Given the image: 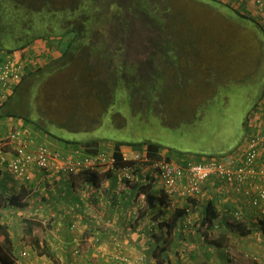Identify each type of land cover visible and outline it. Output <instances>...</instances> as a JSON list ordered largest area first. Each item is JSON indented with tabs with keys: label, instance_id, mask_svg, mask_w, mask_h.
I'll return each instance as SVG.
<instances>
[{
	"label": "crops",
	"instance_id": "1",
	"mask_svg": "<svg viewBox=\"0 0 264 264\" xmlns=\"http://www.w3.org/2000/svg\"><path fill=\"white\" fill-rule=\"evenodd\" d=\"M52 40V36L44 40L37 50L39 53L34 50L33 45L13 52L0 50V60L13 56L36 67L33 62L46 54H51L52 58L60 54L54 44L48 47ZM160 45L167 48L161 50L163 53L158 55V63L153 67L158 73L148 67V77L144 79L149 84L146 88L155 94L150 100L145 96L142 106H135L132 100V108L136 109L135 112L142 120L150 125H157L166 134L183 130L190 136L202 135L205 133L202 128H207L209 134L220 137L216 130L223 121L220 113L228 106L230 94L233 95L231 87L241 93L242 82L224 83L222 76L227 65L224 61L208 60L207 53L199 55L192 48L180 49L183 43L174 44V48H169L171 45L168 43ZM197 57H201L199 64L194 61ZM238 68L241 69V64H238ZM200 72L203 78L208 73L211 76L206 78L207 81L200 82ZM215 77L221 79L217 84ZM222 90L229 92V95H221ZM244 94L247 95L245 91ZM263 102L264 91L247 112L245 120L249 121L244 123L245 131L242 136L228 147L219 148L218 152H179L167 149L160 143V154L181 165L202 161L212 155L229 162L249 135L263 129V125L259 124H264V107H260ZM175 111H180V116ZM252 121L257 124H250ZM17 126L30 128L37 141L45 142L54 150L67 152L85 149L79 142L62 143L40 130L34 123L16 117H0V139H4ZM71 138L82 140L77 136ZM115 143L116 140L103 138L99 140V148L114 151ZM10 148L5 145L2 150L7 153ZM121 149L126 153L135 148L122 144ZM258 164L264 168V155ZM150 166L151 163L139 162L130 171L121 168H95L89 172L88 178H85L87 173L82 172L66 178H54L53 175L35 169L34 181L28 183L4 171L0 162V201L2 197L5 198V206H0L1 221L8 225L15 248L17 244L13 226L18 218L23 222L37 220L52 224L45 239L59 264H78V260H82L84 256L96 257L98 264H158L156 258L152 257V251L155 237L161 233L156 226L158 220L152 219L153 212L162 209L164 214L159 219L164 220L169 219L178 207H187L188 213L178 221L177 244L171 246L167 256L169 259L164 264H264V230L260 222L264 219L261 214L264 200L259 205L252 203L258 186H264L263 177H258L255 181L248 180L247 183H230L214 177L204 184L197 198L173 202L167 199L169 204L165 206L158 201L154 209H148L146 194L138 186L153 178L151 192L159 196L162 191ZM23 194L25 197L20 196ZM12 195H19L16 203L20 204H10ZM191 200H195V203L192 204ZM208 205L216 212L210 227V237L221 241L220 244L205 240L200 228ZM190 217L194 224L186 225ZM26 231L28 232V226ZM34 232L33 228L31 233ZM83 239L90 241L85 242L88 247L79 242ZM19 243L21 246L18 249L24 247L22 240ZM176 251H179L180 256H175ZM78 252L82 254L76 258L73 254ZM40 258L42 264L54 262L47 255H40Z\"/></svg>",
	"mask_w": 264,
	"mask_h": 264
},
{
	"label": "trees",
	"instance_id": "2",
	"mask_svg": "<svg viewBox=\"0 0 264 264\" xmlns=\"http://www.w3.org/2000/svg\"><path fill=\"white\" fill-rule=\"evenodd\" d=\"M191 1L199 4L202 8L208 7L228 13L229 15H227L235 21H237L236 17L255 21L250 15L242 13L222 0ZM109 2L105 6L98 4V0H0L1 51L20 50L31 46L36 40L48 36H70L67 47L62 53L54 55L52 59L42 65L29 69L7 98L0 102V117L23 118L62 143L79 142L86 151L96 152L100 149L99 141L77 140L71 136L69 138L65 131L61 130L73 133L94 130L111 111L122 108V98L126 94L132 95L133 98L132 88L135 84L142 85L140 81L142 77L137 69L134 71L132 68L131 70L126 61L120 58L114 59L115 53L113 52L117 53L120 48L107 43L103 37L107 36L106 33L102 37H98L100 36L98 31L103 29V24L105 27L107 26L106 22H112L118 28L114 32L115 40L123 38L131 25H137L143 35L144 31L148 33L150 30L154 35H157L156 32L163 27L164 17L166 15L171 17L173 11L176 22L186 18V22L182 23L187 24L192 20L181 8L173 9L169 0H124L126 5L123 0H110ZM98 10L102 12L98 13ZM198 16L199 14L194 20L201 23H197L199 26L195 28L198 30L194 34L202 35L205 39L202 41H196V37L180 39L196 44L197 50L194 49V53L200 55L206 53L203 44H207L211 36L218 41L225 37H218L216 24L202 22ZM172 17L174 18V16ZM260 28L262 27L260 26ZM122 31H124L123 34ZM262 31L264 32V30ZM150 39L152 40L153 37ZM160 44L157 41L153 43L154 48L156 47L155 51L160 50ZM214 49H218V47ZM151 75L156 74L151 73ZM132 78L135 81L138 80L134 81V85L131 84ZM142 101H144V97H142ZM122 144L132 145L135 149L146 145L147 156L150 159L163 156L160 154L161 144L157 141L118 140L114 149L117 167L132 164L129 161H123ZM213 156L215 155L210 157ZM166 158L170 159L168 156ZM90 171L92 170L82 171V173H87L85 178H88ZM153 182L154 179L151 178L147 183L138 186L139 190L146 194L148 209H154L158 201L162 206L169 204L165 193L161 191V194L157 196L151 192ZM1 199L0 206L1 204L5 206V198ZM17 199H19V195H12L10 204L16 203ZM191 202L194 204L195 200H191ZM153 213L152 219L158 220L156 226L161 234L155 237L152 257L156 258L158 264H164L169 256L168 251L171 246L177 244L175 242L177 241L178 221L188 213V209L187 207H178L169 219L164 220L159 219L164 214L162 209ZM215 216L216 212L208 205L200 228L205 240L220 244L221 241L213 240L210 237V227ZM25 222L28 226V233L32 234L33 223L29 220ZM260 222L264 230V219ZM25 246L31 245L26 243ZM32 246L35 247L39 255H47L55 260L54 251L47 241L34 235ZM175 256H180L179 251L175 252ZM15 257L13 237L8 225L1 221L0 212V262L13 264Z\"/></svg>",
	"mask_w": 264,
	"mask_h": 264
},
{
	"label": "rangeland",
	"instance_id": "3",
	"mask_svg": "<svg viewBox=\"0 0 264 264\" xmlns=\"http://www.w3.org/2000/svg\"><path fill=\"white\" fill-rule=\"evenodd\" d=\"M98 4L107 5L110 0H98ZM112 1V0H111ZM114 1V0H113ZM116 1V0H115ZM172 3V8H181L184 10L191 20V23L183 24L182 22H186V18L180 19V22H176V17L174 11L172 16L164 17V24L161 30H158L154 35L153 32L148 31L146 33L144 31V35L140 31L141 29L137 27V25H131L130 29H128L127 33L123 38L114 39V32L117 28L115 23H107V26L103 24V29L99 30L98 33L102 37L104 33L107 36H103L107 43L112 46L120 48V50L115 53L114 59L120 58L121 60L126 61L128 63L130 69L134 68V71L137 69V72L140 73L142 79L140 80L142 85L138 84L134 85V79L132 78L131 84L134 85L132 91L134 96L126 94L122 100L121 109H116L115 111H111L108 115L102 119L100 125L97 126L94 130L83 131V132H69L65 131L66 136H77L81 137L82 140H102L103 138H107L109 140H126V141H140V140H154L158 141L162 145H164L167 149H174L179 152L182 151H192V152H218L219 148H226L234 140L242 136L245 131V125L248 123L245 117L247 112L252 108L253 103L260 97V95L264 91V32L263 29L260 28L258 22H252L250 20H242L237 19L235 21L232 17L230 18L228 13H223L222 11L212 9V8H202L199 4L195 3L191 0H169ZM124 5L126 3L123 0ZM110 4V2H109ZM119 5V2H117ZM224 4V3H223ZM98 13L102 12L101 10L97 11ZM226 12H228L226 10ZM201 13V14H200ZM197 14H199L198 18L201 19L202 22H210L212 24L217 25V35L220 38L225 37L224 39H215L213 36L209 39L207 44L204 45L205 52L208 55V60L224 61V64L227 65L224 70V75L222 76L224 83L231 82H242L241 83V93L239 90L235 91L232 87L233 95L230 94V100L228 101V106L222 109L223 121H221V125L219 129L216 128L220 137H214L209 134L206 130L207 128H202L205 130V133L200 134H192L191 136L185 133L183 130H179L175 133L166 134L164 131L157 127V125H150L147 121L142 120L140 115H137L135 112L136 109L132 108V100L135 106H142V97H145L149 100L154 96V92L152 90L147 89V83L144 82L145 76L148 77L147 69L148 67L151 69L155 64L158 63L159 57L163 51H161L162 47H159L160 50L155 51L153 43H168L171 46L169 48H174V44L184 43L183 47H179L180 49L192 48L197 50V45L188 40H181L180 38H195L196 41L204 40L205 38L202 35L194 34L197 32V23H201L200 21L194 20L197 18ZM228 14V15H227ZM186 15V14H185ZM201 15V18H200ZM190 24V25H188ZM119 27V25H118ZM121 29V28H120ZM118 28L116 29V31ZM101 31V32H100ZM161 33V34H159ZM221 34V35H220ZM224 35V36H223ZM72 37V36H71ZM150 37H153L151 40ZM51 37H46L42 39L36 40L32 43L34 50L36 51L40 49L44 40L49 39ZM53 40L49 41L48 47L54 44L56 51L62 53L66 49V45L70 40V36H52ZM208 40V39H207ZM222 41V42H221ZM35 44V45H34ZM192 46V47H190ZM29 47V46H28ZM218 49H214L217 48ZM209 48V49H207ZM209 50V51H208ZM33 52V51H32ZM194 52V51H193ZM37 53H39L37 51ZM204 53V54H206ZM47 55V54H46ZM42 57L37 61V66L44 64L48 59L52 58L51 54ZM50 56V57H49ZM224 56V57H223ZM223 57V58H222ZM241 57V58H238ZM237 59L241 61L238 62ZM214 60V61H216ZM196 63L201 62L200 58H194ZM35 62V61H34ZM40 63V64H39ZM238 64H241V69L239 70ZM33 65V63H32ZM31 67V68H29ZM35 68L33 66H28V69ZM146 68V69H145ZM155 73L158 71L153 68ZM145 71V72H144ZM132 72V71H129ZM144 72V73H143ZM202 72V71H201ZM201 72L198 74V80L200 82L207 81V77L211 76V73H208L206 77H201ZM145 76H144V75ZM135 75V74H134ZM136 80L135 82H137ZM215 83L220 82L221 79L215 77ZM210 82V81H209ZM156 85V83H155ZM149 84L147 85V87ZM137 89V91H136ZM136 91V92H135ZM244 91L247 95L244 94ZM229 93V92H228ZM225 90H222L221 95L227 94ZM120 110V111H119ZM177 116H180V111H175ZM212 115V113H211ZM153 119V117H151ZM249 119V118H248ZM154 120V119H153ZM244 125V126H243ZM210 126V125H208ZM214 128V127H213ZM220 130V132H219ZM239 142V141H238ZM172 145V146H168ZM146 153L147 147L143 145L138 149L127 151V154L131 153ZM198 155V154H197ZM145 163H149V160H146ZM152 168V166H150ZM107 170V167H104ZM66 178V177H63ZM67 181V180H66ZM25 197V194L20 195ZM21 199V198H20ZM169 203V202H168ZM20 204V202L16 203ZM22 216V215H20ZM33 223V228L35 229L34 234H30L26 231L27 224L21 221V218L17 219L14 224V239L16 241L15 248V256L19 254V243L21 240L23 241L22 245H26L29 243L32 246L33 236H37L42 240H45L46 232L51 229L52 225L48 222L42 223L37 220H29ZM42 224H41V223ZM23 229V231H22ZM92 238V237H90ZM94 240V239H93ZM84 244V247L87 245L85 242L89 243V240L83 239L79 241ZM94 243V242H93ZM81 247V245H80ZM88 247V246H87ZM22 249V248H21ZM72 252V251H71ZM70 252V253H71ZM68 253V254H70ZM78 254V255H76ZM82 252H78L73 254L76 258H79ZM38 256H40L38 254ZM75 258V260H76ZM53 260V259H52ZM42 263V260L40 258ZM80 264H98V260L96 257H86L82 260H78ZM60 263V262H59ZM55 258L52 264H59ZM70 263V262H69ZM75 263V262H73ZM78 263V264H79Z\"/></svg>",
	"mask_w": 264,
	"mask_h": 264
},
{
	"label": "built area",
	"instance_id": "4",
	"mask_svg": "<svg viewBox=\"0 0 264 264\" xmlns=\"http://www.w3.org/2000/svg\"><path fill=\"white\" fill-rule=\"evenodd\" d=\"M226 2L242 13L250 15L264 30V0H227ZM37 61L33 62L36 66ZM28 66L27 62L13 56L0 60V102L7 98L15 85L29 71ZM260 107H264V102ZM255 123L256 121H252L250 124ZM259 124L263 125V129L249 135L234 152V157L229 162L213 156L181 165L165 156L150 159L147 153L133 152L123 153V161H129L132 164L117 167L114 151L54 150L45 142L37 141L30 128L21 126L13 128L4 139H0V162L4 171L30 183L34 181L35 169L47 175H53L54 178L56 176L63 178L101 167L130 171L137 166V163L149 160L161 184V190L167 195L168 200L189 201L197 198L204 184L214 177L230 183H247L248 180L255 181L258 177L264 178V168L258 164L259 159L264 155V124L263 122ZM5 145L11 147L7 153L2 151ZM262 200H264V186L261 185L252 197V203L259 205ZM261 214L264 216V207L261 208ZM193 224V219L188 218L186 225ZM13 264L42 263L36 249L24 246L20 248Z\"/></svg>",
	"mask_w": 264,
	"mask_h": 264
},
{
	"label": "clouds",
	"instance_id": "5",
	"mask_svg": "<svg viewBox=\"0 0 264 264\" xmlns=\"http://www.w3.org/2000/svg\"><path fill=\"white\" fill-rule=\"evenodd\" d=\"M147 153V152H146ZM166 157V156H165ZM160 183V182H159Z\"/></svg>",
	"mask_w": 264,
	"mask_h": 264
}]
</instances>
